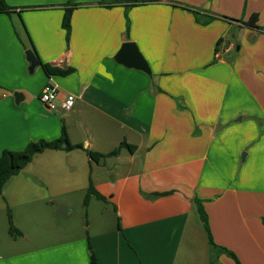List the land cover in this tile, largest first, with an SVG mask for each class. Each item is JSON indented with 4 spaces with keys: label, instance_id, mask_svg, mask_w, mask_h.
Segmentation results:
<instances>
[{
    "label": "crops",
    "instance_id": "crops-1",
    "mask_svg": "<svg viewBox=\"0 0 264 264\" xmlns=\"http://www.w3.org/2000/svg\"><path fill=\"white\" fill-rule=\"evenodd\" d=\"M4 2L0 154L54 140L62 125L85 150L135 146L97 163L81 149L34 155L0 194V214L10 209L12 224L21 229L15 206L47 207L51 218L62 205L70 216L89 182L113 220L92 233L33 245L4 264H90L89 247L97 264H207L195 198L215 245L240 264H264V0H151L126 11L106 0ZM183 6L233 20L244 13L243 21L256 13L260 29L218 18L201 25ZM68 7L67 42L61 21ZM124 42L136 45L149 74L114 61ZM29 49L41 63L72 73L47 77L39 66L29 73ZM48 83L58 102L73 98L70 110L49 111L39 102ZM14 92L22 94L18 103ZM165 191L172 193L155 196ZM214 264L234 262L219 254Z\"/></svg>",
    "mask_w": 264,
    "mask_h": 264
},
{
    "label": "trees",
    "instance_id": "trees-1",
    "mask_svg": "<svg viewBox=\"0 0 264 264\" xmlns=\"http://www.w3.org/2000/svg\"><path fill=\"white\" fill-rule=\"evenodd\" d=\"M109 3L108 6L112 5H122L124 6L125 11L129 9L130 7H134L137 5H142L151 2V0H106ZM187 10L191 11L194 15V18L197 23H200L201 25H205L214 19H221L227 22H237L241 24L244 27H247L249 29L258 30L260 29L257 25L258 22V15L256 13H253L249 16V18L246 21H243L241 19L233 20L231 18H226L223 16H204L199 11L194 10L193 8L184 7ZM8 7L6 6L4 0H0V13H6L8 12ZM72 8L68 7L64 10V14L61 21V26L65 30L66 33V41L68 42L69 38V31H70V16H71ZM126 17V16H125ZM126 29L128 27V21L126 19ZM217 50H215L216 53ZM37 58V57H36ZM38 60V58H37ZM217 59H213V63L216 62ZM38 66L42 69L44 74L49 77L51 75H58V76H65L70 73H72L73 69L70 67L66 68H60L51 64H44L41 63L38 60ZM63 150V151H71L74 149H81L83 150L88 158L93 162H99L100 160L104 159L105 157L115 156L119 153L121 149H126L129 153H133L135 151V146L127 144L125 141L120 142V144L110 151L107 154H100L96 152H92L90 150L83 149L81 144H72L68 138V134L66 132L65 127L62 125L60 129V133L58 138L51 140V141H45V140H38L34 142H30L26 145V147L21 151H9L4 150L0 154V194L2 193V189L6 185V183L16 174H18L25 165L31 161L34 155L41 153L44 150ZM171 191H165V192H159L155 193V196H165L171 194ZM90 197H95L97 200L104 201V198L95 191L92 184L89 182L86 194L84 196L82 205L83 207H86ZM196 213L198 216V219L200 220L202 229L205 232L206 238H207V244H208V261L207 264H214L216 262L217 256L219 254H224L228 258H230L234 264H240L236 256L226 250L225 248L219 247L214 244L208 223H207V217L202 209V202L198 199L193 200ZM262 223L264 224V219H262ZM7 231L8 235L11 237H18L21 235V233L13 226L11 214L9 210L7 211ZM89 253H90V264H97L95 256L93 252L91 251L89 247Z\"/></svg>",
    "mask_w": 264,
    "mask_h": 264
},
{
    "label": "rangeland",
    "instance_id": "rangeland-1",
    "mask_svg": "<svg viewBox=\"0 0 264 264\" xmlns=\"http://www.w3.org/2000/svg\"><path fill=\"white\" fill-rule=\"evenodd\" d=\"M243 15L244 13L240 14V19ZM234 55L235 53L232 52L224 58L227 61H233ZM230 93L227 94V99ZM231 94L233 97V93ZM236 119L238 117L233 120L234 124H237ZM82 202L79 200L73 203L72 207L74 212L65 218H60L56 213H54L55 215L53 217H48V209L43 206H39L41 210H31V212H28V209H23L21 206H15L13 210L14 219L20 225L21 229L17 228L14 223L13 225L20 232L23 231L24 238H22L21 232V236L15 237L14 241L7 235V210H9L10 214L11 211L10 209L2 211L0 214V264L7 262L14 254H21L27 250H32L31 247L33 245L53 244L64 241L63 236L66 238H74L82 235L85 231L92 233L98 229L94 227L100 221L104 220L105 225H109L112 222V214L106 211L108 208L104 206L105 204L103 202L96 200L94 197L90 199L87 207H83ZM52 207L54 206H51L50 209ZM57 208H54V212H56ZM31 220H37V223H32ZM46 221L52 222L53 225L47 224ZM198 222L200 223L199 219ZM87 224L89 228L85 230ZM56 226H60V229H57ZM81 227L85 229H80Z\"/></svg>",
    "mask_w": 264,
    "mask_h": 264
},
{
    "label": "water",
    "instance_id": "water-1",
    "mask_svg": "<svg viewBox=\"0 0 264 264\" xmlns=\"http://www.w3.org/2000/svg\"><path fill=\"white\" fill-rule=\"evenodd\" d=\"M26 60L28 61V72L32 73L34 68L38 66V60L34 54V52L29 49L25 51ZM114 61L117 64H120L129 69H135L141 71L145 74H149L150 70L148 65L142 55L139 53L136 45L132 42H124L119 50L114 55ZM14 101L18 103V101L22 100V94L18 92L13 93ZM56 214L60 218L68 217L69 210L65 206H58L56 210Z\"/></svg>",
    "mask_w": 264,
    "mask_h": 264
},
{
    "label": "built area",
    "instance_id": "built-area-1",
    "mask_svg": "<svg viewBox=\"0 0 264 264\" xmlns=\"http://www.w3.org/2000/svg\"><path fill=\"white\" fill-rule=\"evenodd\" d=\"M38 100L49 111H55L57 109L68 111L74 103L73 98H67L58 102V90L50 83L46 84L42 89Z\"/></svg>",
    "mask_w": 264,
    "mask_h": 264
}]
</instances>
